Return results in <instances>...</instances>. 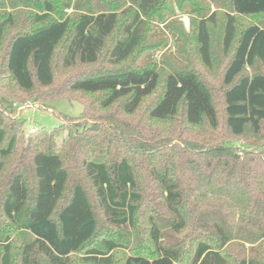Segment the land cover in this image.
Instances as JSON below:
<instances>
[{
    "label": "trees",
    "instance_id": "trees-1",
    "mask_svg": "<svg viewBox=\"0 0 264 264\" xmlns=\"http://www.w3.org/2000/svg\"><path fill=\"white\" fill-rule=\"evenodd\" d=\"M164 1L0 0V264H264V0H205L166 71L140 55ZM28 99L95 123L25 139Z\"/></svg>",
    "mask_w": 264,
    "mask_h": 264
},
{
    "label": "rangeland",
    "instance_id": "rangeland-1",
    "mask_svg": "<svg viewBox=\"0 0 264 264\" xmlns=\"http://www.w3.org/2000/svg\"><path fill=\"white\" fill-rule=\"evenodd\" d=\"M90 3L94 5L97 2L91 1ZM72 7L67 13L74 17L79 11L76 7ZM118 7L122 15L120 19V23L122 24L126 20H129L135 7L132 4H125L124 2H120ZM209 9L212 12L214 6L205 0L164 1L163 5L151 14L150 18H143L146 39L140 55L145 53L151 54V58L155 61L158 68L163 71L171 67L187 66L193 57V29L198 15L197 11L202 12ZM242 21L244 24L249 22L264 24V16L244 18ZM220 26L221 21L219 20L218 24L212 29L211 36L214 71L221 70L226 62L221 56L219 47ZM121 28L118 29L116 36L121 32ZM63 76L64 74L58 73L57 81L59 85L64 81ZM81 109V105L74 101L59 99L43 103L39 100L28 99L23 104L13 105L11 117L12 119L15 118L23 121L22 128L25 139L29 135H34L41 130H44L46 134L56 133L58 130L57 141H62L68 136V128L74 133L78 125L88 124L91 126L95 123L91 119L80 118ZM131 144L134 145V143ZM101 222L102 219L100 218L99 223L101 224ZM120 233V240L129 243L131 247H138V244H141V232L134 233L128 229H124ZM247 247L249 246L245 245L243 249L245 250ZM243 249L241 248V250ZM232 251L233 255H235L239 251V247L233 246Z\"/></svg>",
    "mask_w": 264,
    "mask_h": 264
}]
</instances>
